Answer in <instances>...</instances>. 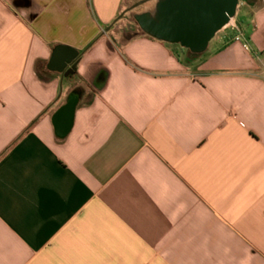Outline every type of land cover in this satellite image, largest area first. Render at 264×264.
Instances as JSON below:
<instances>
[{
  "label": "crops",
  "instance_id": "1",
  "mask_svg": "<svg viewBox=\"0 0 264 264\" xmlns=\"http://www.w3.org/2000/svg\"><path fill=\"white\" fill-rule=\"evenodd\" d=\"M125 1L0 0V264H264V0L200 55Z\"/></svg>",
  "mask_w": 264,
  "mask_h": 264
},
{
  "label": "water",
  "instance_id": "2",
  "mask_svg": "<svg viewBox=\"0 0 264 264\" xmlns=\"http://www.w3.org/2000/svg\"><path fill=\"white\" fill-rule=\"evenodd\" d=\"M154 1L152 9L133 15L148 35L190 53H204L214 36L235 17L239 0H142L132 9Z\"/></svg>",
  "mask_w": 264,
  "mask_h": 264
},
{
  "label": "rangeland",
  "instance_id": "3",
  "mask_svg": "<svg viewBox=\"0 0 264 264\" xmlns=\"http://www.w3.org/2000/svg\"><path fill=\"white\" fill-rule=\"evenodd\" d=\"M139 1H140V0H126V1H125V10H124L122 13H120V16H119V17H121V18H120V19H121L120 21L122 22L121 24H123V25H125V26H127V27H131V26H132V24H133V17H132V16H133V12L136 11V10L141 9L142 6L137 7V8H134V9H132V7H133L135 4H137ZM242 1H243V0H239V6L241 5L240 3H241ZM143 6H144V5H143ZM125 12H126L125 16L122 17L123 13H125ZM236 18L238 19L239 22L245 20V11H244V9L240 8V9L238 10ZM233 20H234V18H233ZM229 34H231V31L229 30V28H228L227 26L224 27V28H223L220 32H218V33L214 36V38L211 40L212 45L218 43V40H219L220 38H222L223 36H227V35H229ZM175 46L178 47L177 45H175ZM178 48H179V47H178ZM179 49L181 50V48H179Z\"/></svg>",
  "mask_w": 264,
  "mask_h": 264
},
{
  "label": "built area",
  "instance_id": "4",
  "mask_svg": "<svg viewBox=\"0 0 264 264\" xmlns=\"http://www.w3.org/2000/svg\"><path fill=\"white\" fill-rule=\"evenodd\" d=\"M227 27H229V28L231 29V31L235 34V35H234V39H235L236 41H240L242 36H241V31H240V29H239L237 23H235V22L233 21V19H232V20L230 21V23L227 25ZM244 48H245L246 50H250V49H249V46H248L246 43H244ZM256 55H257V54H256ZM262 55H264V52H263Z\"/></svg>",
  "mask_w": 264,
  "mask_h": 264
},
{
  "label": "bare ground",
  "instance_id": "5",
  "mask_svg": "<svg viewBox=\"0 0 264 264\" xmlns=\"http://www.w3.org/2000/svg\"><path fill=\"white\" fill-rule=\"evenodd\" d=\"M151 4L148 5V7H150ZM152 6V5H151Z\"/></svg>",
  "mask_w": 264,
  "mask_h": 264
}]
</instances>
